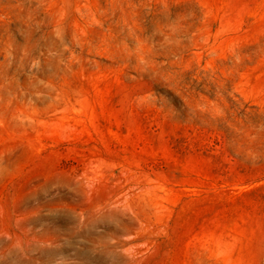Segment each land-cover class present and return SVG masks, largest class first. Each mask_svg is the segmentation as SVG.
Segmentation results:
<instances>
[{
  "label": "rangeland",
  "instance_id": "obj_1",
  "mask_svg": "<svg viewBox=\"0 0 264 264\" xmlns=\"http://www.w3.org/2000/svg\"><path fill=\"white\" fill-rule=\"evenodd\" d=\"M0 264H264V0H0Z\"/></svg>",
  "mask_w": 264,
  "mask_h": 264
}]
</instances>
